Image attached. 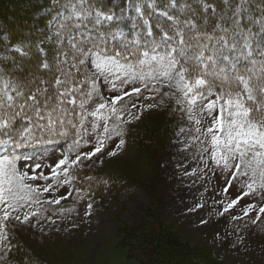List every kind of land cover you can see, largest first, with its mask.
<instances>
[{"label":"snow or ice","instance_id":"6c2138e0","mask_svg":"<svg viewBox=\"0 0 264 264\" xmlns=\"http://www.w3.org/2000/svg\"><path fill=\"white\" fill-rule=\"evenodd\" d=\"M79 4L78 8L66 0L68 14L54 18L57 52L52 62L45 57L24 80L4 79L0 73V242L7 240L6 222L10 219L28 223L44 204L60 205L67 200L71 192L55 194L75 180L73 172L84 161L102 154L113 137L120 138L117 149L124 145L122 125L131 120L122 119L118 104L144 91L159 94L169 89L164 96L180 94L176 104L197 125L195 139L206 156L205 166L211 162L231 175L225 194L241 176L249 178L243 197L264 190V15L250 21L259 25V31H253L235 18L241 5L227 23L226 14L211 24L207 15L202 22L195 13L181 21L164 12L161 15L171 23L158 25V37L149 27L143 35L128 40L119 29L97 30L96 35L85 30L84 21L89 17L93 29L121 18L99 9L92 16L83 7L84 0ZM210 7L215 15L212 5L205 4V12ZM65 37L67 50L60 51ZM118 40H122L119 46L113 43ZM101 81L118 94L106 100L100 92ZM96 96L101 102L88 111L86 105ZM213 96L215 99H210ZM128 115L139 119L131 112ZM206 118L211 123L200 127ZM85 147L91 150H83ZM57 148L62 149L60 157L51 166L44 164L49 149L55 152ZM24 149L28 151H21ZM108 155L114 156L116 151ZM41 168L48 171H38ZM39 180L45 184L35 183ZM42 193L55 198L42 201ZM241 198L228 202L223 212L233 209ZM86 207L90 214L92 204ZM256 208L249 204L243 209L244 216ZM14 213H22L23 219ZM261 214L264 205L258 207L253 224Z\"/></svg>","mask_w":264,"mask_h":264},{"label":"rangeland","instance_id":"374dc122","mask_svg":"<svg viewBox=\"0 0 264 264\" xmlns=\"http://www.w3.org/2000/svg\"><path fill=\"white\" fill-rule=\"evenodd\" d=\"M183 1L171 0L160 10L156 0H125L124 6L115 12L121 18L119 21L104 22L93 29L89 17L90 26L85 30L96 35L97 30L119 29L125 35L122 18H126L133 33L130 40L146 33L149 27L158 37V25L171 23L161 13L179 18ZM72 2L80 7L79 0ZM239 3L240 0H228L225 12L218 16L234 12ZM87 10L94 16L97 9L90 5ZM68 11L64 7L48 13L42 6L30 10L37 19L33 40L29 38L32 46L28 40L10 41L8 33L0 28V71L8 74L3 73L4 79L19 78V74L28 78L45 57L52 62L57 52L54 18L67 15ZM40 17L45 18L40 20ZM180 18L183 21L187 16ZM145 20L148 25L144 24ZM67 43V37L60 41V51L67 50ZM113 43L119 46L122 40ZM26 54L31 57L22 60ZM164 91L170 90L163 89L159 94L144 91L139 97L125 98L123 104H118L122 119L131 120L122 125L124 145L117 149L120 138L113 137L102 154L84 161L73 172L75 180L55 194L71 192L67 200H62L60 205L44 204L40 214L28 223L14 219L6 222L7 240L0 242V264H32L30 259L47 264H264V214L257 223H252L258 207L264 205V190L257 189L255 194L243 197L249 178L241 176L225 194L223 189L231 179L230 173L211 162L205 166L206 156L195 139L197 125L176 104L180 94L164 96ZM100 92L106 100L118 94L109 91L102 81ZM100 102L96 96L86 108L91 111ZM146 105L154 107L146 108ZM129 112L139 119H132ZM91 119L88 118L89 129ZM210 123L211 119L206 118L200 127ZM61 151V148L55 152L49 149L43 163L51 166ZM111 151H116V155H108ZM35 183L43 186L45 181ZM75 188L80 189L79 193ZM238 196L242 197L239 203L223 212L225 205ZM50 198L55 196L41 194L42 201ZM88 203L92 204L90 214H86ZM249 204H256L257 208L244 216L243 209ZM13 215H21L23 219L22 213ZM150 243L160 244L164 249L149 256L145 249ZM173 249L187 252L196 249L194 252L201 255L171 256Z\"/></svg>","mask_w":264,"mask_h":264},{"label":"trees","instance_id":"16d2710c","mask_svg":"<svg viewBox=\"0 0 264 264\" xmlns=\"http://www.w3.org/2000/svg\"><path fill=\"white\" fill-rule=\"evenodd\" d=\"M66 0H27L26 2L23 0H0V28L4 29L8 33V37L10 41L12 42H18L20 40H33L34 33L33 25H36L37 19L32 17V13H29L30 10L33 8H36V6H42L48 11V13H54L58 12L59 10L64 8ZM125 0H84L83 7L87 10L90 5L95 8L99 9L106 13H115L118 9H121L124 5ZM159 3L160 10L164 9L166 5L170 3L171 0H156ZM176 3H179L180 0H175ZM184 7L182 8L181 16L184 15L187 18L191 17L194 13L196 14V17L198 20L202 22V19L204 15H207L210 18L211 24H215L217 22V16L219 13H224V7L225 3L222 2V0H184ZM212 5L215 7V15H213L212 8H208L205 12L204 5ZM238 5H241V11L240 13L235 17L236 19H239L241 21V24L247 25L248 27H251L253 31H259V25L250 23V21L259 20L262 15H264V0H240V3ZM236 9V8H235ZM234 9V11H235ZM217 13V16H216ZM226 14V20L225 23H227V18H231L233 16L232 13H225ZM224 15V14H221ZM220 15V16H221ZM218 16V18L220 17ZM179 17V19H181ZM45 17H40L41 20ZM89 20L84 21V25H86V28L90 25L88 24ZM122 26L125 28V37L130 40L132 36V31L129 28V25L127 24L126 18H122ZM208 31H211V27L209 26ZM30 38V39H29ZM36 42V41H35ZM32 42L30 41V46ZM31 56L29 55H22V60H28ZM39 58V56H38ZM258 58V57H257ZM40 59V58H39ZM36 64V63H35ZM30 70L25 71L26 73H29ZM0 73H4L3 71H0ZM4 75H8L4 73ZM23 74H19V80H24L26 78H23ZM11 77V79H12ZM152 242V241H150ZM164 249L162 245L160 244H148V247L145 249V253L149 256H154L156 252L159 250ZM170 250V249H169ZM168 250V251H169ZM196 249H192L191 252H187L185 250H178L173 249L171 256H193L197 255L200 256L198 252H194ZM162 252V251H161ZM195 253V254H194ZM32 264H47L45 262H40L37 260L30 259ZM211 261V260H210ZM199 261H194V263H198Z\"/></svg>","mask_w":264,"mask_h":264}]
</instances>
